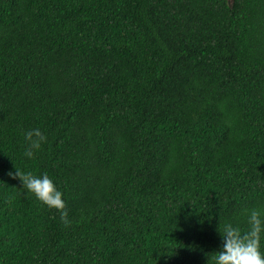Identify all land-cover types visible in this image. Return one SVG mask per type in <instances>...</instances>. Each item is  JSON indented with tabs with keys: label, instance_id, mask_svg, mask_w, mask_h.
<instances>
[{
	"label": "trees",
	"instance_id": "16d2710c",
	"mask_svg": "<svg viewBox=\"0 0 264 264\" xmlns=\"http://www.w3.org/2000/svg\"><path fill=\"white\" fill-rule=\"evenodd\" d=\"M253 207L264 0H0V264H209Z\"/></svg>",
	"mask_w": 264,
	"mask_h": 264
},
{
	"label": "clouds",
	"instance_id": "9594fccd",
	"mask_svg": "<svg viewBox=\"0 0 264 264\" xmlns=\"http://www.w3.org/2000/svg\"><path fill=\"white\" fill-rule=\"evenodd\" d=\"M25 155L33 157L47 141V133L40 127L23 130ZM10 175L18 176L22 187L33 193L47 206L61 210L62 218L67 217L63 191L48 174H35L32 171H21L16 167ZM244 224L226 220L219 223L218 231L222 246L211 253L209 264H264V207H253L246 210Z\"/></svg>",
	"mask_w": 264,
	"mask_h": 264
}]
</instances>
